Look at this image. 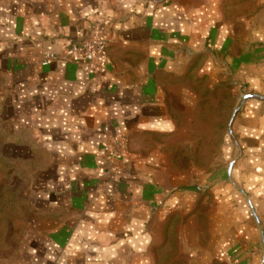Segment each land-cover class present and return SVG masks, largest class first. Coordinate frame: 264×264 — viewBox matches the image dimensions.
Listing matches in <instances>:
<instances>
[{
  "label": "crops",
  "instance_id": "0c3cea01",
  "mask_svg": "<svg viewBox=\"0 0 264 264\" xmlns=\"http://www.w3.org/2000/svg\"><path fill=\"white\" fill-rule=\"evenodd\" d=\"M95 35L108 43L105 73L43 66ZM226 81L235 96H264V0H0L3 117L46 157L16 264H158L174 217L190 264H264V102L242 108L226 168L170 165L171 140L197 122L199 89ZM117 137L122 157L108 152ZM206 192L205 246L190 215Z\"/></svg>",
  "mask_w": 264,
  "mask_h": 264
},
{
  "label": "rangeland",
  "instance_id": "374dc122",
  "mask_svg": "<svg viewBox=\"0 0 264 264\" xmlns=\"http://www.w3.org/2000/svg\"><path fill=\"white\" fill-rule=\"evenodd\" d=\"M199 90L201 100L197 122L187 132L171 140L168 155L171 167L179 173H188L196 167L207 175H214L227 166L224 158L227 139L239 146L229 134V123L239 102L249 91L237 90L235 96L234 84L230 81L220 84L214 90ZM233 100L235 103H232ZM3 112L4 107L0 106V264H16L29 214L25 196L32 181L38 178L46 157L36 147H33V153L23 144L22 138L14 137ZM178 124L181 126L182 122ZM158 142L163 141L158 139ZM208 196L206 192L190 215L196 220L199 241L205 246L210 240ZM185 221L186 218L183 223ZM181 224V218L176 217L168 222L165 241L155 253L158 264H190L189 256L179 248L178 227Z\"/></svg>",
  "mask_w": 264,
  "mask_h": 264
},
{
  "label": "built area",
  "instance_id": "2783aa9c",
  "mask_svg": "<svg viewBox=\"0 0 264 264\" xmlns=\"http://www.w3.org/2000/svg\"><path fill=\"white\" fill-rule=\"evenodd\" d=\"M107 40L103 36L95 35L84 41L71 44L58 58L52 53H46L43 58V66L57 59L64 62H78L88 65L99 73H105L110 61L107 57ZM110 156L122 157L127 152L126 141L115 138L108 148Z\"/></svg>",
  "mask_w": 264,
  "mask_h": 264
},
{
  "label": "water",
  "instance_id": "95a60500",
  "mask_svg": "<svg viewBox=\"0 0 264 264\" xmlns=\"http://www.w3.org/2000/svg\"><path fill=\"white\" fill-rule=\"evenodd\" d=\"M251 99H255V100H258V101H261V102H264V96H261V95H256V94H248V95H245L243 96V98L241 99V101L239 102L238 106L236 107L232 117H231V120H230V123H229V134L231 135L232 139L235 141V143H237V141L235 140V137L233 135V125L235 123V120L239 114V112L241 111L243 105L248 101V100H251Z\"/></svg>",
  "mask_w": 264,
  "mask_h": 264
},
{
  "label": "trees",
  "instance_id": "16d2710c",
  "mask_svg": "<svg viewBox=\"0 0 264 264\" xmlns=\"http://www.w3.org/2000/svg\"><path fill=\"white\" fill-rule=\"evenodd\" d=\"M232 103H235V100H233Z\"/></svg>",
  "mask_w": 264,
  "mask_h": 264
}]
</instances>
